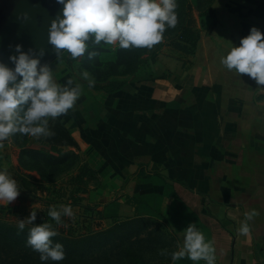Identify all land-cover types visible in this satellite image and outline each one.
Instances as JSON below:
<instances>
[{
	"label": "crops",
	"instance_id": "0c3cea01",
	"mask_svg": "<svg viewBox=\"0 0 264 264\" xmlns=\"http://www.w3.org/2000/svg\"><path fill=\"white\" fill-rule=\"evenodd\" d=\"M20 1L0 0V28ZM213 8L210 23L197 21L187 69L174 63L113 94L87 91L98 99L80 109L86 127L69 112L58 120L100 177L84 204L105 224L151 220L176 251L195 224L213 242L216 264H264V85L221 63L252 27L264 33V0H215ZM252 210L258 215L241 234ZM170 264L206 262L185 256Z\"/></svg>",
	"mask_w": 264,
	"mask_h": 264
},
{
	"label": "clouds",
	"instance_id": "9594fccd",
	"mask_svg": "<svg viewBox=\"0 0 264 264\" xmlns=\"http://www.w3.org/2000/svg\"><path fill=\"white\" fill-rule=\"evenodd\" d=\"M63 5L62 15L51 22L49 42L59 57L66 51L72 59L82 56L92 40L99 45L118 44L119 48H152L162 41L166 28H174L178 23L176 0H57ZM60 50H64L61 52ZM17 55L9 60L14 65L9 68L0 62V148L3 142L15 134L36 139L50 136L49 119H55L72 109L82 94L79 83L73 86L71 79L61 85L55 79V72L48 64H41L39 58L15 46ZM31 52V50H29ZM43 55V52L41 53ZM94 53L89 52V59ZM221 63L237 74H247L257 85H264V33L256 27L249 35L233 46ZM89 74L83 73L88 79ZM94 81L89 80V87ZM264 91V89H260ZM20 194L17 181L7 169H0V201L8 204ZM48 215L61 223V217L72 216L71 205L52 207ZM239 232L248 234V220L258 215L255 210L246 213ZM37 213L19 220L18 228L29 229L27 245L40 253L42 264L47 261L59 262L65 259L63 245L53 244L57 235L50 223L34 225ZM213 242L207 240L195 224H189L183 232V244L179 251L172 253L173 261L187 256L191 261L204 260L206 264H216Z\"/></svg>",
	"mask_w": 264,
	"mask_h": 264
},
{
	"label": "rangeland",
	"instance_id": "374dc122",
	"mask_svg": "<svg viewBox=\"0 0 264 264\" xmlns=\"http://www.w3.org/2000/svg\"><path fill=\"white\" fill-rule=\"evenodd\" d=\"M187 1L192 7V17L197 28L199 26L197 24L198 20H201L200 25L204 24V18L207 19L208 23L212 21V17L205 16L204 14L208 7L214 3V0ZM176 2L178 5L176 9L178 14L177 25L174 28H166L162 41L154 45L152 48H135V52L138 54L137 60H132L126 68L122 69L128 72L127 77H131L129 73H132L137 67H139V73L136 75L140 74L142 76L152 75L159 69L163 71L165 70V72H171L174 63H177L178 70L182 68V63H184L185 60H182V58V62L178 60L181 54L174 50L171 44L172 39H174L179 33V29L184 22L183 16L179 13L180 4L183 1L176 0ZM198 30L200 29L198 28ZM47 49L52 52V55L48 58L45 56L44 62L53 68L56 81L59 84L64 85L67 80L71 79L73 81V86L77 83L81 85L82 94L74 107L68 112L72 114L71 119L73 122L75 120L80 121L81 128L83 125H85V127L88 126V123L83 122V114L80 109H82V107H87L89 102L91 105L96 104L98 99V96L88 97L86 94L87 91H90V93L94 91L88 87L89 80L94 81V83L99 81L102 82L104 77L100 78L101 76L95 72L97 69V62H100L103 65L110 62H120L122 57H120V53L118 56V52L121 48H119L118 44L106 45L101 42L97 45L90 40L86 52L78 57L77 61H75L72 66L66 64V51L61 57H59L53 45H47ZM60 51L63 52L64 50ZM89 52L94 53L91 59H89L88 56ZM153 58L156 60V63H153L152 65L151 62ZM84 72L89 74L88 79L83 77ZM106 73L109 72H104L103 74ZM107 78L109 79L111 76H108ZM64 117H67V113ZM55 119L58 120V117ZM79 132V134H81L82 129H80ZM39 139L27 135L15 134L9 137L8 141L3 143L4 146L0 148V151L2 152L0 160L1 169L8 170L13 168L14 171L19 170L23 174L33 175L34 177L43 180L45 186L49 189L44 192L39 191L35 195L20 191L16 200L9 204L7 201H0L1 221L18 226L20 219H26L31 211H34L37 213L34 225H40L47 222L52 225L57 233L62 232L61 234L63 235L73 237L92 236L95 235L96 232L113 227L115 224L114 222L110 225L105 224L104 221H99L97 219L98 215L96 212L93 213L92 211L86 210L85 207L87 204H84L86 195L84 194L76 195L77 198H82V200H84V208L71 206L73 215H62L61 223H56V221L48 215V211L52 207H56L59 210L61 205H71V201L68 198L71 195V192L79 186L69 184V179L78 174V168L84 163L83 159L85 158V155L80 148L73 149L74 147H69L64 149L62 153H57L51 149V146L47 141L41 142ZM85 180L87 181L86 189L88 191L96 188L99 182L98 179L92 177H86ZM64 194L66 196H64ZM95 216L96 220L93 222L91 217ZM98 223L99 225H96ZM26 226L33 225L26 224ZM140 226L142 229L134 232L129 231L127 227H125L123 230L119 231L117 238L121 235L125 238L132 236V239L134 240H138L141 236L144 239H147L145 248L141 252L142 260L145 264H162L172 256V253L176 252L175 243L172 241V237L167 234L166 228L161 227L162 225L159 226L156 225L155 222L150 221ZM148 231L150 232L148 233ZM140 233L142 235L138 237L137 235ZM118 242H120V240ZM100 243H102V246L103 244L106 245L104 246V249L110 247L108 241L101 240ZM8 245L9 243L0 245V264H8L10 260L9 257L13 254L23 253V251L19 250L30 247L22 245L17 248L9 245L12 247L11 250ZM39 261L40 258H38L36 263L39 264Z\"/></svg>",
	"mask_w": 264,
	"mask_h": 264
},
{
	"label": "trees",
	"instance_id": "16d2710c",
	"mask_svg": "<svg viewBox=\"0 0 264 264\" xmlns=\"http://www.w3.org/2000/svg\"><path fill=\"white\" fill-rule=\"evenodd\" d=\"M182 1L183 2L179 7V13L183 16L184 22L179 29V33L174 39H172L171 44L174 50L180 52L181 55L178 60L180 62L185 60L182 65L184 69H187L188 66L192 64V60L195 57L197 44L200 39V33L192 17L191 5L187 0ZM213 4L214 3H212V5L209 6L205 11V16H214ZM135 50V47L129 49L121 48L118 52V56L120 53V57H122L120 62H110L106 63L105 65L97 62V69L95 72L101 76L100 78L104 77L105 79L103 78L102 82L99 81L94 83L92 87H89L88 85V87L94 91H104L110 94L120 91L126 85L129 78L136 76V74L139 73V67H137L136 70H134L132 73H129L131 77H127L128 72L122 70L123 68H126V66L132 62V60H137L138 54H136ZM77 59L78 57L72 59L68 53L65 57L66 64L68 66H72L73 63L77 61ZM151 63L152 65L153 63L155 64L156 60L153 58ZM104 72L109 73L103 74ZM108 76H111V78L108 79ZM48 126L53 134L47 137L42 136L39 140L41 142L47 141L53 151L62 153L64 149L69 147H77V143L72 137L70 131L60 121L50 118ZM7 141L8 140L4 141L3 143ZM1 156L2 152L0 151V160ZM7 171L17 181L18 188L22 192L35 195L39 191L44 192L49 190L48 187L45 186L43 180L36 178L33 175L23 174L19 170L14 171L13 168L8 169ZM86 177H92L98 180L100 179L96 170H94V168L90 166L89 163H83L78 168V174L70 177L69 179V184L79 186L77 189H74L71 192V195L68 198L71 201V206L84 208V200H82V198H77L76 195H85L88 193V190L86 189ZM64 196L66 195L64 194ZM85 208L86 210L92 211L93 213L96 212L98 215L97 219L99 221L103 220L101 211H97L96 209L89 206H86ZM91 218L93 222L96 220V216ZM150 221L151 220L148 219L114 221L115 224L113 227L107 230L96 232L95 235L87 237H73L63 235L61 234L62 232L57 233V235L52 238L53 244L60 243L63 245L66 255L65 259L59 262L49 260L46 262V264H145L142 260L141 252L145 248L147 239H144L142 236L140 237L142 232L137 235L140 237L138 240L132 239V236L126 238L121 235L119 238H117V236L119 231L123 230L125 227H127V229L132 232L139 231L142 229L140 225ZM96 225H99V223ZM31 227L32 226H25L24 230L21 231L17 225L8 224L4 221H1L0 219V245L9 243V245L15 246L17 248L21 247L22 245L28 246L27 239L29 235V229ZM149 232L150 231H148V233ZM101 240L108 241L110 247H108V249H104V246L106 245L103 244L102 246V243H100ZM119 240L120 242H118ZM9 247L12 250V247ZM19 251H23V253L13 254L11 257H9L10 260L8 264H37L36 262L38 258H40L39 252L34 251L31 247H27ZM172 260V256H170L168 260L162 264H170ZM39 264H42L41 260L39 261Z\"/></svg>",
	"mask_w": 264,
	"mask_h": 264
},
{
	"label": "water",
	"instance_id": "95a60500",
	"mask_svg": "<svg viewBox=\"0 0 264 264\" xmlns=\"http://www.w3.org/2000/svg\"><path fill=\"white\" fill-rule=\"evenodd\" d=\"M62 9L57 0H21L0 28V62L13 68L9 57L17 55L15 46L21 45L22 51L45 64L44 57L52 55L47 49L49 28L62 15Z\"/></svg>",
	"mask_w": 264,
	"mask_h": 264
}]
</instances>
